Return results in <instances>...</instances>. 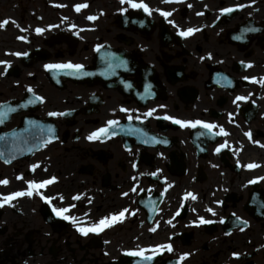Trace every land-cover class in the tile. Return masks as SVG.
Segmentation results:
<instances>
[{
    "label": "flooded vegetation",
    "instance_id": "1",
    "mask_svg": "<svg viewBox=\"0 0 264 264\" xmlns=\"http://www.w3.org/2000/svg\"><path fill=\"white\" fill-rule=\"evenodd\" d=\"M104 1L105 13L98 16L103 19V24L98 25V29L94 26V30L89 33L85 29L91 25H79L84 23L83 13L73 10L72 15L65 14L64 5L71 8L76 0H0V22L8 21L0 28V61L7 62L0 63V105L18 102V109L23 108L21 103L28 109L32 108V98H42L44 105L35 107L34 113L44 118L49 112L64 113L84 108L91 111L87 89L64 81L61 77L62 85L65 86L61 90L51 83L45 67L58 64L62 56L81 60L77 55L79 51L86 63H92L96 57L95 54L93 57L94 51L88 44L81 43L78 38L80 34L87 40L109 44L134 60L139 77L127 78L133 81L134 89L142 90L146 84L156 89L160 79L166 82L165 69L173 63L159 57L158 31L150 36L134 33L139 30L133 24L139 18L138 15H124L125 12L121 13L115 0ZM145 1L157 11L170 12L174 25L198 23V41L183 40L184 44L176 47V51L186 47L189 56L186 60L181 59L185 63L188 85L200 86L199 76L191 73L189 68L195 70L207 62H193V55L203 56L207 52H215L216 67H220L224 58L214 49L215 46L228 43L223 50L225 53L231 52L235 46L230 43L231 34L236 35L238 44L243 42L245 36L247 44L239 48L240 59L253 54L258 66L264 62V0H177L181 1L180 4L164 3L162 0ZM59 2L63 3L62 9H59ZM239 5L243 7L229 16L219 14L223 8ZM198 13L202 16H197ZM63 17L67 20L72 17V24L76 27L74 31L68 30L70 23ZM159 18L155 12L150 16L154 23ZM126 20L133 33L125 31ZM79 28H83V31L80 32ZM37 29L43 31L37 32ZM173 29L177 33L182 31L177 27ZM98 33L104 37H97ZM105 60L109 61L108 64ZM100 65L106 71L119 73L116 62L108 57ZM222 66L228 69L227 73L234 84L227 91L211 89L210 93L214 96L208 97L205 102H181L178 87H168L165 98L159 99V91L149 87L145 107L142 106L143 100L131 96L119 105L126 109L125 113L119 112V107L115 110L116 105L109 103L98 108L96 115L77 117L81 121L73 128H69L67 121L59 115V120H54L58 129L55 143L46 144L27 158L11 160L24 150L38 145V137L28 135L24 140L14 135L27 132L44 133L45 136L46 128L21 126L31 118L30 112L24 110L13 114L4 127L2 123L0 181L6 180L7 184L0 183V196L24 192L30 181L44 182L54 178L55 184L42 191V195L52 198L54 207L68 208L67 216L80 220L76 222L77 227L86 222L84 228H87L98 223L101 218L118 214L124 209L128 211L125 212L124 221H116L108 229L88 232L83 237L80 231L73 229V224L54 220L50 208L38 196L23 198L13 207L10 202L0 198L5 203L0 208V264H111L125 260L129 250L144 248H155V254L164 250L162 260L181 259L183 256L185 264H264V197L236 211L226 212L223 209L216 217L190 203L183 206L189 188L187 177L162 167L161 160L153 157L151 143L143 141L144 138L148 139V134L158 136L162 131L180 135L176 144L167 150L160 149L162 161L177 165L192 164L212 156L220 143L214 132L204 128L193 130L196 126H181L164 117L196 122L204 120L203 116H206V119L222 123L223 131L231 130L232 115L238 114V106L229 108L232 94L237 90L247 91L254 85L246 84L243 79L238 80L233 60H227ZM150 69L155 74L152 75L148 71ZM170 71L169 68L166 72ZM258 99L264 100V97L259 95ZM211 108L218 110L217 119L209 116ZM149 109L155 112L146 118L145 112ZM16 110L13 109L11 113ZM129 116L146 120L143 125H129L117 131L131 134L130 150L125 148L121 137L105 142L88 141L90 133L97 126L105 125L110 120L123 122ZM262 117L264 112L259 110L255 121L249 125L264 128V120H260ZM240 122L245 123L243 119ZM137 134L140 141H137ZM19 176L22 178L20 181L17 179ZM154 207L161 214H157L149 223L148 214ZM180 210L182 214L175 217ZM200 218L213 223L201 224ZM237 218L245 221L248 227H237ZM221 220L225 221L221 223ZM168 245L172 251H168Z\"/></svg>",
    "mask_w": 264,
    "mask_h": 264
},
{
    "label": "snow or ice",
    "instance_id": "2",
    "mask_svg": "<svg viewBox=\"0 0 264 264\" xmlns=\"http://www.w3.org/2000/svg\"><path fill=\"white\" fill-rule=\"evenodd\" d=\"M162 2H164V3H171V2H177V0H162ZM121 3L122 4H128L133 9H143V11L148 12L149 14H151V10L149 9L148 5L143 2V0H140L139 3H137L136 0H121ZM86 6L87 5L76 6V10L79 11L80 7H86ZM237 7H243V6L242 5H239ZM232 10H233L232 8H224V9H221V12L222 13H228V12H231ZM121 11H125V9H121ZM158 11H160L161 12V15H163L165 17L168 16V15H170V13H166V12H163L161 10H158ZM88 18L89 19H93V17H88ZM7 22L8 21L0 22V28H2L4 26V24H6ZM41 31H43V30L42 29H37V32H41ZM193 31H194V29H187L186 31H181L180 32V35L183 36V35L191 34ZM97 50H99V48H97ZM15 55H27V53H15ZM0 63L7 64V62H5V61H0ZM45 67L47 69H50V70L51 69H75V70L79 71L80 69H82L83 66L82 65H79V64H70L69 63V64H58V65H45ZM68 74L69 75H72L74 73L69 72ZM85 74H87V73H85ZM253 79H255V78H253ZM258 82L264 84V78H262ZM29 91H31V89H29ZM237 99L239 100V99H246V98L245 97H237ZM11 110L12 109L9 108V111H11ZM151 114H152L151 112L147 113V115H151ZM2 115L3 114H0V121H2ZM50 115H53V116L63 115V113H50ZM164 118L165 119L173 120L174 123L180 124L181 126L188 125V126H191V127H195L197 124H201L202 127L206 128V129H209V130H211L213 127H215L212 124H204V123H202L200 121H196V122L181 121V120H175L174 118L167 117V116L164 117ZM129 119H131V117H129ZM108 124L109 125H115V124H117V121H109ZM48 131L49 132H52L53 130L51 128H49ZM221 131H223V129H221ZM109 132H110V129L109 128H107V127L101 128L97 132L92 133L88 138L89 139L99 138L100 135L107 136V135H109ZM111 134L114 135L115 133L112 132ZM246 135H249V137H250V134H247L246 133ZM45 142H47V141H45ZM221 147H223V146H221ZM217 151H219V148L217 149ZM256 166L257 165H247V167H249V168L256 167ZM262 179H264V178H262ZM49 182L50 181H44V182H41V183H36V182L30 181V182H28V184H29V190L27 192H16V193L10 194L7 197H4L3 199L5 200V202H10V200L12 198L16 197V196L28 195L29 197H31L33 195L32 189H39L41 187H44V185L47 184V183H49ZM0 183L7 184V181L6 180L0 181ZM250 183H251V181H250ZM133 191H135V189H133ZM37 194L40 195L39 192H37ZM192 198L195 199L194 196ZM42 199H46L47 200L48 198L42 196ZM68 210H69L68 208H56V207H53L52 208V211L57 216H63V218L65 220H72V222L75 224L76 223V220H75L74 217H69L67 215H64V213H66ZM126 211H128V210L127 209H124V210L120 211L118 213V215L117 214H114L111 217L101 218L98 223H95L92 226L87 227V228H84V227L78 228V231H80L82 234H85V235L88 232H99V231H102L104 228L112 226V224L114 222H116L118 218L124 217V213ZM208 211H212V210L211 209H208ZM237 219H239V218H237ZM200 222L201 223H211V221H205V220H203V218H200ZM220 222L223 223V220H221ZM244 223H246V222H244ZM154 230L155 229H153V231ZM161 247H164V246H161ZM167 248H168V251H172V248H171L170 245H168ZM128 254L131 255V256H140L145 261H148V262H150L152 260V256L151 255H145V250H143V249L140 250V251H136V252H130ZM186 255L187 254H184V256H186ZM234 255H236V254H234ZM181 259H183V256L181 257Z\"/></svg>",
    "mask_w": 264,
    "mask_h": 264
},
{
    "label": "rangeland",
    "instance_id": "3",
    "mask_svg": "<svg viewBox=\"0 0 264 264\" xmlns=\"http://www.w3.org/2000/svg\"><path fill=\"white\" fill-rule=\"evenodd\" d=\"M219 54L221 55H225V50H223L221 47L219 46H215V49ZM254 72H251V74H253Z\"/></svg>",
    "mask_w": 264,
    "mask_h": 264
}]
</instances>
